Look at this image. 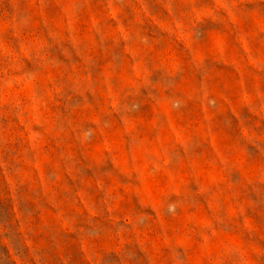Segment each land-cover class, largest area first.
I'll use <instances>...</instances> for the list:
<instances>
[{
  "label": "rangeland",
  "instance_id": "1",
  "mask_svg": "<svg viewBox=\"0 0 264 264\" xmlns=\"http://www.w3.org/2000/svg\"><path fill=\"white\" fill-rule=\"evenodd\" d=\"M0 264H264V0H0Z\"/></svg>",
  "mask_w": 264,
  "mask_h": 264
}]
</instances>
